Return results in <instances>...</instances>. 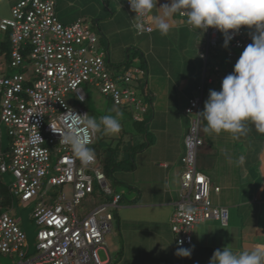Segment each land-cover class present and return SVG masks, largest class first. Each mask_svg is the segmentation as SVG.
Here are the masks:
<instances>
[{"label": "built area", "instance_id": "1", "mask_svg": "<svg viewBox=\"0 0 264 264\" xmlns=\"http://www.w3.org/2000/svg\"><path fill=\"white\" fill-rule=\"evenodd\" d=\"M123 6L132 12L128 0ZM137 23L134 28L138 34L153 29L145 22L143 30H138ZM0 31L9 34L8 66L19 69L8 74L6 66L0 65V122L7 127L9 137L4 149L0 127V172L12 175L10 191L20 202L37 199L32 217L38 226L37 253L27 257L22 249L26 234L18 219L8 211L0 212V251L17 254L20 259L16 264H105L97 250L105 243L115 217L113 210L120 207L122 197L115 193L83 217L77 216L75 208L92 195L95 186L105 195L112 191L98 158L83 165L68 145L60 143L61 136L51 125L63 129V114L70 109L86 114L69 100V95L80 102L86 100L84 82L98 87L114 103L127 104L138 119L146 104L130 84L140 81V74L145 73L138 68L115 72L106 64V50H99V39L90 26L79 19L68 24L61 22L55 0H18L8 16L0 15ZM253 33L254 29L242 26L229 42L227 57L235 55L234 48L246 47ZM219 35L215 28L206 31L205 51L201 55L204 62L209 49L217 46ZM214 69L219 70L218 66ZM198 90L200 95L189 99L185 108L191 124L181 157L180 196L170 218L178 246L191 242L195 224L216 219L226 225L228 219L227 208L211 200L207 175L196 168L198 147L203 143L199 136L202 87ZM143 92L147 95L145 86ZM37 132L41 140H34ZM95 139L96 134L89 135V147ZM56 187H61L59 192L54 191ZM213 190L218 192L219 187Z\"/></svg>", "mask_w": 264, "mask_h": 264}, {"label": "crops", "instance_id": "2", "mask_svg": "<svg viewBox=\"0 0 264 264\" xmlns=\"http://www.w3.org/2000/svg\"><path fill=\"white\" fill-rule=\"evenodd\" d=\"M17 1L0 0V15L7 16ZM166 3H170V0H158L157 7ZM55 11L61 22H72V17L64 16L67 11L66 0H55ZM125 11L126 14L132 13L127 9ZM186 20L177 13L172 19L173 27L164 36L153 26L151 32L138 34L134 28L137 20L124 16L125 30L144 36L141 45H138L141 50L138 58L143 57L144 65L149 61L151 66H157L161 73L153 77L149 88L155 99L150 101L152 114L150 124H147L158 137L159 145L154 150L159 154V162L152 161L143 167L146 183L145 189H139V201L129 204L121 202L114 213L119 234L123 232L137 239L135 254L126 259V253L117 264H209L217 249L230 246L238 253L264 244V174L260 166L264 165V136L251 123L248 124L247 135L238 139L227 132L219 135L205 132L200 146L203 147L202 155L207 154L214 159L210 170L200 171L207 175L213 187H219L218 192L210 191V197L214 204L227 208L226 225L216 219L199 222L194 225L191 242L183 246L176 244V234L171 230L170 218L180 196L181 173H176L171 164L178 163L181 166V157L186 150L185 142L181 150V139L185 140L191 117L185 113V108L188 100L197 96L194 91L202 87L201 109H204L209 91H219L220 83L230 72L227 70L217 75V86L213 74L206 76L207 64L201 57L206 44L203 48L199 45V30L188 25ZM121 43L126 45L129 42L121 37ZM159 81L161 87L157 86ZM144 84L148 85L147 78ZM206 87L208 90H205ZM147 111L146 106L144 112ZM158 128L160 131H155ZM148 144L147 149L154 148V145ZM216 165L218 168H215ZM129 248L130 245L124 250ZM179 248L192 249L191 255H177ZM108 262V258L103 260L105 264Z\"/></svg>", "mask_w": 264, "mask_h": 264}, {"label": "rangeland", "instance_id": "3", "mask_svg": "<svg viewBox=\"0 0 264 264\" xmlns=\"http://www.w3.org/2000/svg\"><path fill=\"white\" fill-rule=\"evenodd\" d=\"M124 1L125 0H66L67 11L64 13V16L66 18L72 17V22L79 19L90 26L91 31L99 39V50L108 48L109 56L111 57L110 63H107L109 67L113 68L115 72L120 71L121 73L128 68H142L146 73V76L140 74V81H133L130 84V87L135 90V93L143 98L148 110L147 112L139 113L138 119L134 118L131 108L127 104L119 105L114 103L110 96L100 92L98 87L89 82L82 83V87L87 95L84 102H80L76 97L69 95V100L72 105L82 107L88 116L95 117L97 120L104 115L117 116L118 113L120 114L117 118L121 122L122 130L118 135L111 136L103 133H96L95 145L91 147L94 149L95 155L97 154V150L100 149L102 151L109 147V145L114 146L116 142L119 141L126 146L124 148L125 150L119 151L115 158L108 161L109 166L107 170L104 171L112 193L110 195H105L95 186L92 195L83 199L80 205L75 208V213L80 218L95 206L110 200L115 193L120 194L122 197L119 205H121V202L127 204L133 203L134 201L138 202L140 197L139 189H145L144 183H146V172L143 167L145 164L151 163L152 161H154V163L159 162V154L154 150L159 145L157 143L158 137L156 134H153L151 126L147 127V124H150L152 114L150 101L153 102V99H155V96L151 95L149 88H151L153 77H158L161 73L157 66H151L149 61L144 65L143 57L139 56L140 58H138L141 52L138 45H141L144 36L136 34L135 31L130 32L125 30L126 27L123 24L124 16L134 20V14L129 12V14H126L127 11H125L126 9L123 7ZM119 15H121V18ZM122 31L123 33H121ZM8 36V33L0 31V64L6 66V72L8 74H12L18 72L19 69L8 66V61L4 58V53L9 50ZM121 37L129 43L126 45L120 44ZM133 39L134 41H132ZM197 39L199 45L203 48L206 43V32H201L199 30ZM223 44L224 38L223 34L220 32L217 46L215 48L211 47L207 55L206 76L213 74L212 76L216 86L218 85L217 75L227 70L230 71L229 74L232 73L236 61L245 49V47L234 48L233 52L235 55L228 58L226 53L229 45L225 48ZM204 51L205 47L203 49V52ZM201 63V66H203V60ZM214 65L218 66V72L213 71ZM145 78H147L148 85L144 84ZM164 81H166V79ZM144 85L147 95L143 92ZM157 86L161 87L160 81ZM205 90H208V87H206ZM194 94L199 96L200 91L195 90ZM203 110L202 108L201 112ZM0 127L4 145L3 148L5 149L9 142L7 127L1 122ZM205 127L206 122L199 115V136L201 139L205 137ZM155 131H160V129L158 128ZM182 139L181 150H183L184 143V139L183 141ZM129 141L132 144L131 146L127 143ZM148 143H150L151 146L154 145V148L147 149L149 147ZM200 146L198 147L196 168L198 171L204 169L206 172V170L212 168L214 159L210 155H202L201 150L203 147ZM107 151L108 150L103 151L104 156H107ZM171 166L175 167L176 173L182 171V165L179 166L178 163H172ZM260 166L261 172L264 174V165ZM215 168H218V165H216ZM216 174L217 176L219 175L218 172H216ZM13 181L14 179L10 173L0 172V212L7 210L13 217L18 219L19 226L26 234V243L22 249L25 255L29 257L37 253L36 233L38 226L32 217V211L37 203V199L33 198L27 202H20L18 198L10 192V185ZM176 183L177 182H175V184ZM60 189L61 187H56L54 191L59 192ZM65 190L69 193L68 187L65 186ZM212 191L213 183H211V192ZM118 209L119 208L114 209L113 212L116 214ZM115 222L117 223V218L114 217L110 231L106 234L105 243L102 248L97 250L98 257L101 261L107 258L109 259L107 264H117L123 256H126V253V259H128L129 255L135 254L134 248L137 239L130 237V235H124L123 232L119 234L120 231ZM128 245H130V248L124 250ZM19 259L20 257L15 253H3L0 251V264H16Z\"/></svg>", "mask_w": 264, "mask_h": 264}, {"label": "clouds", "instance_id": "4", "mask_svg": "<svg viewBox=\"0 0 264 264\" xmlns=\"http://www.w3.org/2000/svg\"><path fill=\"white\" fill-rule=\"evenodd\" d=\"M128 4L135 13L133 19L138 21L135 25L138 30L142 31L147 22L164 36L173 27L172 19L177 13L185 15L186 23L201 32L210 27L220 31L225 48L242 26L254 29L252 43L239 56L233 72L223 78L221 89L209 91L204 110L199 114L206 122L205 132L210 134L227 132L238 139L247 135L249 123L264 132V0H170L160 7L158 0H128ZM119 115H104L97 120L70 109L63 114V129L51 127L60 134V143L68 145L74 157L87 166L96 159L94 149L88 146L89 135H118L122 130ZM34 140H41L38 132ZM191 251L179 248L177 255L189 257ZM209 264H264V244L238 253L230 246L217 249Z\"/></svg>", "mask_w": 264, "mask_h": 264}, {"label": "trees", "instance_id": "5", "mask_svg": "<svg viewBox=\"0 0 264 264\" xmlns=\"http://www.w3.org/2000/svg\"><path fill=\"white\" fill-rule=\"evenodd\" d=\"M8 42H9V40H8ZM252 42V41H251ZM250 42V43H251ZM9 48H10V43H9ZM229 49V48H228ZM105 50H106V55H105V61H106V64L107 63H110V60H109V52H108V48H105ZM9 52V50L6 52V53H4V58L7 60V58H8V53ZM107 59V60H106ZM208 61L206 60V63H207ZM108 65V64H107ZM261 132V131H260ZM131 140V139H130ZM132 141V140H131ZM128 144H130V146L132 145L131 143H130V141L129 142H127ZM123 143L121 142V141H119V142H116V144L114 145V146H111V145H109V147H107V148H105V149H103L102 151L99 149V150H97L96 151V157L99 159V162H100V164H101V167L103 168V171H106L107 170V168H108V166H109V162L108 161H110V160H112L113 158H115L117 155H118V152L119 151H122L126 146H125V144H123ZM95 145V142H94V144H93V146ZM92 146V147H93ZM104 150H108L107 151V156H104L103 155V151ZM125 150V149H124ZM131 154V153H130ZM110 167H112V166H110ZM1 192V191H0ZM11 192V191H10ZM1 194V193H0ZM12 194V193H11Z\"/></svg>", "mask_w": 264, "mask_h": 264}]
</instances>
